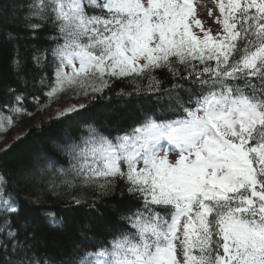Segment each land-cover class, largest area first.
I'll return each mask as SVG.
<instances>
[{
  "label": "snow or ice",
  "instance_id": "1",
  "mask_svg": "<svg viewBox=\"0 0 264 264\" xmlns=\"http://www.w3.org/2000/svg\"><path fill=\"white\" fill-rule=\"evenodd\" d=\"M216 4L214 33L194 0H0L15 25L0 129L68 88L127 81L132 90L118 95L146 98L87 123L67 167L0 172V264H264V0ZM24 182L67 196L69 211L103 203L115 224L49 247L21 219L41 202L19 194Z\"/></svg>",
  "mask_w": 264,
  "mask_h": 264
},
{
  "label": "trees",
  "instance_id": "2",
  "mask_svg": "<svg viewBox=\"0 0 264 264\" xmlns=\"http://www.w3.org/2000/svg\"><path fill=\"white\" fill-rule=\"evenodd\" d=\"M14 27L11 18L0 17V86L13 81L10 67L12 49L6 42V36ZM122 89L131 91L132 87L127 81H117L112 89H105L89 98L82 104L84 107L76 106L74 112L64 110L63 99L58 101L54 97H41L38 106L29 104L30 115L20 116L2 134L0 132V172L18 174L33 166L46 167L51 161H58L67 167L68 157L64 153L71 147L73 138L84 131L87 123L108 121L121 113H132L144 103L146 98L142 96L118 95ZM18 192L21 196L32 193L41 197L38 207L25 205L21 219L31 221L42 243L49 247H67L78 239L82 228L104 237L115 224L111 209L103 203H97L96 210L84 203L78 208L73 206V210L69 211L67 196L52 197L41 187H34L32 182L22 183ZM77 194L85 198L93 195L87 189H80ZM41 210L54 212L63 221L62 225L59 228L51 226Z\"/></svg>",
  "mask_w": 264,
  "mask_h": 264
},
{
  "label": "rangeland",
  "instance_id": "3",
  "mask_svg": "<svg viewBox=\"0 0 264 264\" xmlns=\"http://www.w3.org/2000/svg\"><path fill=\"white\" fill-rule=\"evenodd\" d=\"M194 4L196 5V12H197V18L201 19L205 28H211L213 32L215 33L216 29L219 27V25L215 22V17L219 15V10L216 4V0H194ZM209 12H211V15H209ZM194 31L198 32L199 29L193 28ZM95 94L91 92L90 90L87 92V94H84L83 91L79 89H72L68 88L64 92L59 93L57 96H55V99H63L61 103H64L65 108L64 110H67L69 107L75 105L79 106L85 103L89 98L94 96ZM66 106H69L66 108ZM59 112L60 110L57 109ZM40 120V119H38ZM4 129H0L1 134L3 133ZM177 255L178 259L181 257V247L178 243L177 245Z\"/></svg>",
  "mask_w": 264,
  "mask_h": 264
}]
</instances>
